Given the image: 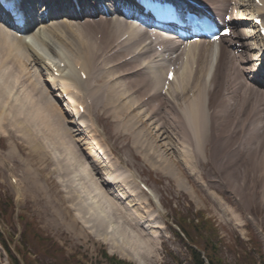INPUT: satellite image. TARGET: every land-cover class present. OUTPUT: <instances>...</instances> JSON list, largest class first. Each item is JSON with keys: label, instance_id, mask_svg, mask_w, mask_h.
<instances>
[{"label": "rangeland", "instance_id": "1", "mask_svg": "<svg viewBox=\"0 0 264 264\" xmlns=\"http://www.w3.org/2000/svg\"><path fill=\"white\" fill-rule=\"evenodd\" d=\"M94 17L97 18L99 16ZM247 26V30L255 32L250 25ZM38 28H35L34 31L38 30ZM64 35L68 37L67 33ZM26 38L28 39V36ZM108 43L110 45L111 40ZM35 44L40 45L37 42ZM251 44L254 46L259 45L258 37L251 39ZM42 48L45 49L44 47ZM45 50L47 51L48 49ZM107 50L110 53V48H107ZM253 51L251 50L249 53L251 54ZM28 53L29 51L24 50L20 53L23 56L22 62H24L19 65L27 64L28 73L26 75L17 76L23 74V71H19L18 65H13L14 67L10 65V67L15 69L14 75L12 74L9 78L13 85L12 92H10L6 100L8 102L4 101L5 107H3V101L0 103V115L4 112L11 113L13 109L15 110L24 106L22 101L26 95L24 81L29 79L35 81L40 88L44 89L49 99L52 98L44 83L45 72L42 71L39 65L35 64V61L29 59L32 56ZM71 54H76V51L74 53L71 51ZM146 54L140 56L139 59L141 57L146 58ZM119 57L121 58L122 56ZM119 57L116 56L115 60L112 59L110 60L112 63L110 61L109 63L116 64L115 62H118L117 59ZM182 57L179 60H182ZM138 64L135 63V66L137 67ZM124 70H122L123 73ZM123 73L120 72L121 75ZM193 75L196 77V73H193ZM193 75H191L192 77L189 76V82L193 83L192 88L195 87V82L198 81ZM16 76L17 79L24 80L17 82ZM107 77L109 85L122 79L120 77L118 79L117 75L113 72L108 73ZM0 78H2V75ZM93 85L95 86L93 87ZM93 85L90 84L92 88H95L96 84ZM197 86H200L199 83ZM136 87L137 89L135 86H131L132 89H135H133L135 92L130 89L129 92H132V94L129 92L125 93L121 101L116 102L118 108L121 107L123 102H129L134 94L136 95L134 97L138 99L135 102L143 101V96H146L144 93H148L149 88L146 89V91L148 90L147 92H142L145 89L140 88L138 84ZM81 90L83 94H86L85 92L89 94L87 88L84 89L86 90L85 92L83 89ZM193 92L195 94L196 89ZM160 96L161 98L157 99V101L161 102L163 100L165 106L163 110L161 103L160 110L164 111L165 115L166 113L169 116L176 114L169 101H166L165 97L162 96L161 91ZM37 98L44 100L40 95H37ZM51 100H49L51 105L52 103L58 104L53 98ZM25 101H28V99ZM155 102L156 100L154 99L150 102L151 105H140L142 107H137V103L134 104L132 102L130 105L134 106H131L133 109L127 108V110H123L124 114L122 112L121 115H116L115 111L114 113L111 111L114 106H110L109 104L110 109L107 111L103 106L94 108L95 104L92 101V108L88 110L84 121L89 127L86 134L76 131V127L74 128L72 122L68 123L72 119L64 111L62 105L58 106L63 114L59 111L58 107L52 108L49 104L46 107L42 105L44 107L40 109L39 113L38 111L35 113L39 108L30 106L29 111L32 112L29 114L34 115V113H38L36 117L34 116V119L30 120L29 115L26 116L28 112L21 110L18 117L19 122L13 120L11 116H7L10 121L7 120L9 123L6 127L4 126L6 124V116L3 117L0 123V232L6 234V237L10 239L15 237L14 242L19 246L20 233L23 227L25 229L31 226L34 231H37L42 236L43 241L40 243L43 249L41 248L38 252L30 244V250L37 252V257L34 255L31 257L37 264H65L59 261V257H63L67 260V263L73 264L76 262L73 259L75 256L83 264H117L109 260L104 252L106 251L108 254L120 258L121 247L125 246L127 237L131 238L133 242L137 240L136 237H141L146 240L145 244L149 245L147 248L150 252L149 256L141 257L143 264H193L190 257L191 252H189L188 248L189 241L183 236L177 235L171 228V226H175L179 213V215L187 217L191 221L193 220L194 223H197L195 222L197 219L201 221L202 218L210 222L211 227L213 226L215 229L212 241L217 245L219 255L226 264H245L249 259L255 262V264L259 260L264 261V201L261 196V191H264V181H262L264 180V172L262 173L264 169H253L252 172V167L248 165L247 169H240L241 173L239 172V175H241L239 181L241 182L238 181L240 188L237 189L228 182L226 169L214 168L215 163L210 153L211 144L209 142L207 145H204V156H200L202 151L192 155V159L190 160L192 162V169H187L182 163V156L178 154L176 149L175 141L179 140L180 125L179 123L165 122V120L160 121L157 115L160 110L156 107L154 108L157 109V112L156 110L153 112L155 115L151 113V109L148 106H157L158 102H156L157 104ZM168 105H170V109H168ZM143 107L146 108L143 109ZM10 108L13 109L10 110ZM212 109L210 113L213 112L214 109ZM148 112L154 115V119H151L150 122L145 118ZM133 115L141 116L140 120L136 118L131 119ZM262 119H264V113H262ZM246 121L249 122L248 120ZM247 122L241 126V130L247 129ZM168 123L172 128L168 126ZM24 125L27 126L30 136L24 135L25 131H22ZM236 127L238 128L237 122L235 126L231 127L235 139H237L239 132V128L237 129ZM167 128L169 132L168 130L165 131ZM170 128L174 129L172 131L176 135H173ZM71 130H75V132H71ZM164 131L166 132L165 134ZM32 134L42 145L39 150L35 149L32 146L33 141L28 139V137L32 138ZM240 137L238 138V142L241 143ZM261 137L264 142V129H262ZM92 138H94L93 142L96 140L97 147L103 149L104 155L107 156L106 162H104V158L102 159L96 153L93 159H90L91 156H88L93 155L91 150L95 152L91 145ZM169 144H172L173 148L175 147V152L170 150L172 146ZM68 148H72L71 151L75 154V158L77 159L75 164L73 163L74 158L68 160ZM84 148H90V151L85 153ZM197 153L199 156L196 155ZM109 165L114 169L110 174L112 176L123 174L124 183L128 184L131 188L127 187L128 190L134 191L132 194L134 196L129 199L135 204L138 200L136 196L141 198V205L150 211L147 216L142 213L143 209L142 206L140 207V204L130 207V209L129 207H125L126 202L113 199L105 191L111 186H105L100 181L103 180L100 172L104 170L109 172ZM193 165L195 166L194 168ZM81 166L90 172L89 176L93 182L97 180L95 182H101L100 185L103 184L104 194L109 198L111 203H114L111 205L113 210L111 209L108 213L107 221L104 222L103 226L98 221L91 220L89 218L91 214L87 213L86 201H89L88 204L91 205L94 203V200L101 201V197L98 196V192L92 189V198H90L87 195L89 193L87 188L85 187V190L82 189V183L88 180ZM72 169L79 171L76 178L71 173ZM12 174L16 176V180L19 179V182L24 183L21 185L22 189H24L23 197L16 191L11 182L10 175ZM102 175L107 177L105 171ZM252 175L253 177H251ZM138 179L143 180L151 188L155 201L136 185V180ZM251 180L254 181L253 184ZM84 185L86 186L85 183ZM239 191L241 195L238 194ZM247 199H251V201L249 202ZM259 199L260 201H258ZM249 203H252L250 204L251 206H249ZM115 205L117 206L115 207ZM139 212L150 220L144 226L146 229L137 226L135 224L137 220L134 222L133 218H130L131 216L137 218ZM149 215L152 216L149 218ZM151 219H154V221L151 222ZM153 223L163 228L153 229L152 234H150L151 228L149 229L148 226H152ZM118 229H123L124 231H118ZM207 233H210V231ZM11 247L14 249V243L11 244ZM121 259L129 260L126 258ZM0 264H9L8 255L1 243Z\"/></svg>", "mask_w": 264, "mask_h": 264}, {"label": "bare ground", "instance_id": "2", "mask_svg": "<svg viewBox=\"0 0 264 264\" xmlns=\"http://www.w3.org/2000/svg\"><path fill=\"white\" fill-rule=\"evenodd\" d=\"M49 1L50 0H47V4L43 5L42 7L43 11L41 10L42 12H40L41 14L38 17L37 21L40 20L38 23L39 29L36 32H33L32 34H30L31 32L30 29H33L36 26L37 21L35 25H32L31 23H29L30 29H26L25 31L23 29H12L9 27H4L3 24L0 23V76L2 75V78H0V103L2 101L3 102L5 101L7 103L8 101L6 100L8 99L10 92H12L13 85L11 81L9 80V78L12 76L15 69L10 67V65L16 66L19 63L24 62V61L22 62L23 56L20 55V52L24 50V51H29L30 54L29 53L28 54L32 56L29 59H32V61H35L36 65L42 66L39 63H42L40 61H44L46 59L45 54H42L43 52H46L45 49H49L50 51V49L53 50L55 48L54 46H56L58 49V46L56 45V43H59V44L62 43L60 42V40H58V38H56V34L54 32L55 29L61 32L62 34H65V33L68 34V37L62 36V38L68 39V42H69L68 44L73 45V48L76 51V54H71V51L69 50V48L63 45V47L67 49V51L65 49L64 50L59 49L60 51L56 52L57 55L59 56L54 59L55 61H62L64 53L66 55V67L64 69H59L57 71L63 74V77H67L66 74H68L69 76L67 78H69V80L72 82V84L65 82L66 83L65 86H62V88H58V90L69 92L72 86L73 87L77 86L81 92L82 91L81 89L84 90L87 88V91H89L91 100L95 104L94 108H99L103 106L104 108H106L107 111H109L110 107L108 105L110 104V106L111 105L114 106V108H112L111 111L113 113L115 111L116 115L117 114L121 115L123 110H127V108H131V106H133V105H130L132 104V102L134 103L136 100H138L136 99V97H134L136 96L134 94L133 97H131L130 95L131 100L129 102L127 101L123 102L121 107L118 108L116 104L117 101L119 100L121 101V98L123 97V95H125V93L127 94L129 90L132 89L131 86H135V88L137 89L136 87L137 84L140 88L142 87V89H145V90H142V92L144 91L147 92L149 90V92L146 94L144 93V95L147 96V94H152L151 98L148 99L147 101H144V102L140 101L141 103L135 102L137 103L136 104L137 107L138 106L142 107L145 104L151 105L150 102L153 101L154 99L156 100V102H158L159 100L157 101V99L161 98L160 91L162 92V89L165 87V81H166L168 70L171 68V66H175L176 64L180 63L179 58L182 56L184 57L186 55L187 58L184 61V65L182 67L183 69L178 70L175 80L171 84V91L168 93L169 95L168 101L170 105H172L171 107L176 111V114L169 116L167 113L165 115L163 113L164 111L160 110L161 103H162V109L165 107L163 100L161 102H158V104L155 102L157 106H155L154 104H153L154 106H148L150 107L149 109H151L150 111L151 113H153L155 110L157 112V109H155L154 107L160 110V112L157 114L160 121L165 120V122L166 121L169 123L172 122L173 124L179 123L180 130L178 129L179 130L178 142H181L182 145H186V149H185L186 155L181 154L179 150H178V154L182 156L181 160L184 166L187 169H192V162L190 161L192 159V155L196 152L202 151L200 153V156L202 155L204 156V152H203L204 145L205 144L207 145V143L209 142L211 144L210 153L215 163L214 168L215 169H226V174L228 176V179H227L228 182L234 185L237 189L240 188V184L238 183L239 177L241 175V174L239 175L240 169H243V168L247 169V165L252 167L251 168L252 172H253V169H264V144H263L264 142L262 141V137H261L262 129H264V119H262V113H264V86L261 84H257L255 81L253 82L247 81V76L244 75L242 72L243 66H246V65H242V64L243 63L247 64L251 60L249 59V57H247L246 52H243L240 60L238 57L231 55L232 54L231 47H233L234 44H236V43H233L234 41L231 38L222 37L221 40L216 44L209 43L208 45L210 46V48H206V44H203L202 46H200L197 43L189 44L187 46L188 49L184 48L183 50L180 51L181 44L176 45L174 41L161 39L160 37H156L154 39L153 37L154 35L152 33H149L148 30H143L142 28H138L131 23L124 22L119 18L118 15H115V14H112V16L109 18L108 17L95 18L94 16H97V15H95L94 12H86V10H84V12L80 15L72 14L69 8L68 11H66V14H67L66 18L61 19L59 18L61 15H58V13L56 12L55 13L50 12L49 10L51 7L57 4V1L52 4H49ZM198 1L204 4L212 5V7L215 9L216 13L220 17L225 16L229 8V5H230V0H198ZM47 11H48V14L45 15L44 12H47ZM86 14H88L87 17L85 16ZM48 20L50 23L43 25V22H46ZM241 35H242L241 31L236 32V38H241ZM27 36H28V39L26 38ZM73 36H76L77 38L75 39ZM71 37H73L75 41L72 40ZM109 40H111L110 45H109L110 42L108 43ZM156 41H159V42L155 43ZM237 41H239V39H237ZM35 42H37L40 45L35 44ZM107 44L109 45V47ZM162 44L165 45V49L163 51H158L156 48L157 45L159 46ZM41 46L44 47L45 49H43ZM241 47H243L246 51L247 47L245 46V42H242ZM107 48H110V53L107 52L108 51ZM39 49L40 51L41 50L43 51L40 52ZM247 50L249 52L251 48H248ZM178 52H181V53H178ZM137 53L138 55L134 57V55H136ZM144 54H146V58L141 57V59H139V57ZM49 55H50V52H49ZM116 56L117 57L122 56V57L121 58L119 57V59H117L118 62H115L116 64H110L112 63L110 60L112 59L115 60ZM183 57L181 58L182 60H183ZM124 58H130V59L126 60ZM148 59L150 60L146 68H143L142 66V68L140 69V72L135 71V68H137L135 66V63L136 64L139 63L137 66H141ZM50 60H52L51 57H49V60H47L46 62H43V64L44 65L48 64ZM159 61H165V62L163 63ZM200 61H202V66H199V65L196 66L195 63L196 62L199 63ZM165 63H167L166 66H165ZM24 65H25V69L23 71V74H19L17 76H24L28 73L27 64H24ZM78 66H81V68L86 71L87 73L86 82H84L81 79V77L78 75L77 73ZM214 67H215V70H212ZM240 69H242V71H240ZM122 70H124V73ZM142 70H145V71H142ZM19 71L21 72V70ZM249 71H253V69L249 68ZM111 72L115 73V75H117V78L120 77V79L121 78L122 79L119 80V82L117 80L114 84L109 85L108 83L109 79L107 76H108V73H111ZM120 72L123 74L121 75ZM193 73H196V77L193 75ZM221 73H224V76L223 78L219 79ZM191 75H193V77L198 79V81L195 82L193 78L195 82V87L193 88H192L193 83L189 82V76ZM17 76H16L17 82L20 80H24V79H17ZM63 77L62 79H64ZM106 79H107V82H106ZM24 83H25L24 87L26 91L25 99L22 100L24 106L21 108H17L15 110L13 108H10V110L13 109L11 113L4 112L0 115V123L2 121V118L6 116V124L4 125L5 127L8 126V123H9L7 121L9 120V118L7 116H11L13 120L18 121L19 120L18 117L20 116L19 112L21 110H26L28 112L26 113V116L29 115L30 120L36 117V115L40 112V109H43L42 107L44 106L42 105H45L46 107V105L49 104V106H51L52 108L58 107L59 111L61 112L58 104L56 105V103L54 104L52 103L51 105V102L49 100H51L52 98L49 99V97L46 96L45 90L40 88L35 81L29 79V80L24 81ZM198 83L200 85L199 87L197 86ZM90 84L91 85L96 84V87L92 88ZM94 86L95 85H93V87ZM147 88L149 89L146 91ZM195 89H196V93L194 94V96L190 97L188 95L189 91L190 90L195 91ZM85 91L86 90H84V92ZM130 94H132V92ZM37 95H40V97H42L44 100H41V98H37ZM144 97L145 96H143V98ZM26 99H28V101H25ZM166 101L165 103H167ZM5 102H4L3 107H5ZM188 102L191 103V106H188L189 105ZM170 105H168V107ZM30 106H34V108H39L35 111V113L37 111L38 113L37 114L34 113V115L29 114L32 112V111H29ZM210 107L211 109L212 108L214 109V110L212 109L213 110L212 113H210V110H211V109L209 110ZM63 108H64V111H66L65 109H68L74 115H79V111L74 106H69L67 104ZM145 108L143 107V109ZM168 109H170V107ZM139 112L138 114H140ZM150 112H148V114L145 117L146 119L149 120V122L151 119H154V115H155V113H153L154 114L153 115ZM12 114H16V115H12ZM140 117L141 116L133 115L131 116V119L136 118L138 120ZM79 119L82 122L83 119H81V117ZM246 120H248L249 122H247ZM235 121L237 122V126L239 128L237 139L234 138L235 135L231 131L232 129L231 127L233 125L235 126L236 124ZM245 122H247L248 126L246 127L247 129L243 131V129L241 130L242 128L241 126L244 125ZM68 123L70 124V122ZM84 124L86 125L85 122ZM27 126L24 125V129L22 131H25L24 135L30 136L28 134ZM168 126H170V124ZM87 128H88V125L85 126V129L88 131ZM171 128H170V131L174 130ZM167 130L168 128L165 131ZM18 131H21V130H18ZM73 131L75 132V130H71V132ZM76 131L82 132L79 128H76ZM165 131H164V134L166 133ZM172 133L173 135H176L174 134L173 131ZM240 134H241V137H240ZM33 136L34 135L32 134L31 136L32 138L28 137V139L33 141L32 146L35 149L39 150L42 147V145L34 138L35 136L34 137ZM239 137L242 140L241 143L238 142ZM93 139L94 138H92V141ZM235 140L237 141L235 142ZM172 144L171 145L169 144V145L172 146ZM72 148L67 149L68 160H71L72 158H74L73 163L75 164L77 159L75 158V154L71 151ZM170 150L175 152V147L173 148L172 146ZM88 151H90V148L89 149L84 148L85 153ZM91 151L93 155H88V156H91L90 159H93L96 156V154L95 152H93V150ZM196 155L199 156L198 153ZM101 167H97V168H101ZM194 167L195 166L193 165V168ZM81 168L83 169L84 175L86 176L88 180L87 182H84L86 186L84 185V183H82L81 185L82 189L85 190V187L87 188L89 192L87 195H89L90 198H92L91 197L92 189L98 192V196L101 197V201L94 200V203L92 202L93 204L91 205L88 204L89 201H86L87 202L86 204L87 213L91 214V216H89L91 220L98 221L99 224L103 226L104 222L107 221L108 213L112 209L111 205L113 202L111 203L109 198L104 194L103 188H102L103 184H105L106 186H112V188L116 189L114 192H116L117 195H114L113 192L110 191L111 187L107 189L106 187H104L106 189L105 191L108 194H110L109 195L110 197H112L113 199H117V198L124 199L126 202L125 204L126 206L124 205L125 207L130 208V207L136 206L133 203V201L129 199L132 196H134L132 195L134 191L128 190V188L129 189L131 188L128 186V184L124 183L125 180L123 179V174H117V176L106 174L107 175V177H105L106 181L100 180L103 183L100 185L101 182L100 183L95 182L97 180L93 182L92 179H90V176H89L90 172L87 169H84L82 166ZM255 172L257 171L255 170ZM263 172L264 171H262V173ZM71 173H73L74 174L73 177L76 178L79 174V171L77 169H72ZM251 177H253V175ZM112 179H115V181H113ZM252 180L251 182L253 184L254 181ZM119 182L121 183V185ZM23 184L22 182H18L19 189L17 190L18 193L22 195V197L24 194V189H22L21 185ZM225 184L229 185L228 183H225ZM126 189L130 192V194L126 191ZM231 190L233 191V189ZM240 190H243V189H240ZM262 191H261L262 195L261 194L260 195L262 196L263 201H264V191L263 192ZM240 193L241 192L239 191L238 194ZM253 197H254V194H253ZM136 198H138V200L137 199H134V200H137V203L141 204L142 203L140 201L141 198H139V196H136ZM250 201L251 199L249 200V202ZM258 201H260V199ZM250 204L252 203H249V206H251ZM116 206L117 205H115V207ZM134 210H137V209H134ZM150 216L152 215H149V218ZM130 218H133L134 222L137 220L136 221L137 223L135 224L137 226H141L142 229L143 228L146 229V227H144L146 226L145 224L147 222L148 223L150 222V220L145 218V216L142 215L140 212L137 218H134L132 216ZM87 221L91 222L90 220H87ZM154 224L156 223H153V225L151 224L152 226H148L149 229L151 228L150 234H152L154 227H157ZM118 231H124V230L118 229ZM136 239L137 240L133 242L131 238L127 237L125 246L121 247L122 251H121L120 257L129 259L135 262L136 264H143L141 257L149 256L150 252L147 250L149 245H146L145 244L146 240H144L141 237L139 238L136 237Z\"/></svg>", "mask_w": 264, "mask_h": 264}, {"label": "trees", "instance_id": "3", "mask_svg": "<svg viewBox=\"0 0 264 264\" xmlns=\"http://www.w3.org/2000/svg\"><path fill=\"white\" fill-rule=\"evenodd\" d=\"M178 223L180 224L182 230L185 232L186 236L190 238L192 241H195L200 246L198 248H201L205 252L206 259L209 264H226L219 255V249L217 245L212 241V235L214 234L215 229L213 226L211 227L210 222L202 221L201 224L197 225L194 224L193 222L188 223L186 217L180 216ZM208 231H210V233H207ZM24 239L28 243L33 245L35 248H37V250H41L42 246L40 242L43 241V239L37 233V231L33 230L31 226H29L25 231ZM190 251L192 253L194 264H206L205 260L202 257L201 252L198 249L191 248ZM14 260L16 264H20L16 258H14ZM59 261L65 264H69L67 263V260L63 257H59ZM117 262L118 264H132L120 260H118ZM29 264H32L30 260H29ZM246 264H255V262L249 259L246 262ZM260 264H264V261H261Z\"/></svg>", "mask_w": 264, "mask_h": 264}]
</instances>
